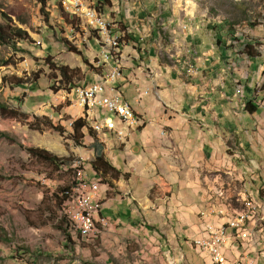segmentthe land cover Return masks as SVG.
<instances>
[{
    "label": "rangeland",
    "instance_id": "1",
    "mask_svg": "<svg viewBox=\"0 0 264 264\" xmlns=\"http://www.w3.org/2000/svg\"><path fill=\"white\" fill-rule=\"evenodd\" d=\"M134 1L135 4H132ZM85 5L83 10H95L99 15L98 9L104 12L101 16L107 23L110 21L111 35L119 37L117 52L106 54L109 59L120 53L123 43L124 36L115 30L121 31L127 26L133 29L130 35L132 38L140 34L144 36L146 32L150 34L144 36L142 42L154 43L160 60L167 59L166 45H171V51L186 48L177 41L172 43V34L167 28H163L168 16L183 17L185 23L191 22L190 17L195 18L200 41L196 36L188 34L186 44L190 51L199 50L196 51L199 56L205 57L206 50L213 51L214 57L220 56L221 51H234L245 61L242 64H248V57L243 53L245 43L253 44V53L264 55V0H85ZM173 5L178 9L175 11L177 14H173L171 10ZM60 7L62 8L60 0H48L44 11L40 9L37 0H0V22L22 29L30 37V40H16L14 46L0 44V103L7 106L5 110H0V130L8 134L7 137H0V264H210L201 259L197 250L195 252L184 244L183 239L179 243L181 251L178 252V248L172 249L168 261L160 260L159 257L150 260V257L144 258L133 253V245L129 246L132 253H126L123 249L125 241L119 250L122 253L115 251L116 246L102 245L99 240L101 232H98L96 223L98 219L93 221L94 233L90 236L82 235L74 227L82 235V241L78 233L69 230L64 234L59 228L66 223L62 216L66 215L68 207L83 195L90 194L93 182L88 185L87 170L90 168L89 162L96 155L93 147L96 139L91 131L82 127L80 141H83L84 147L77 145L70 136V122L74 118L63 111L68 106L72 111L80 110L73 106L75 95L72 89L74 86L87 85L93 80L97 70L93 62L97 59L98 48L101 50V41L107 42L106 36L103 40L101 31L94 29L98 28L96 23L84 20V16L67 15ZM118 7V12L112 9ZM143 7L146 15L139 16L141 20L135 21L139 9ZM148 27L151 30L147 31ZM70 31H74L72 36ZM93 31L97 35L98 44L91 38ZM124 39L128 41L129 37ZM88 43H93V51H90ZM68 45L74 47L75 51H80V54L68 49ZM223 64L222 59L219 66L222 67ZM60 65L69 69L71 83L59 77L53 78L58 76V70L54 68ZM14 77L25 81L37 79V85L30 82L23 86L11 85L9 81H13ZM253 83L255 88L249 98L259 91L257 97L263 100L264 74L258 86L255 81ZM236 84L239 81L232 80V85ZM55 87L61 88L55 91ZM240 89L237 85L238 95L241 93ZM67 118L73 119L69 121ZM25 119L38 125L40 130L29 127L24 122ZM48 121L61 127V130L46 126ZM107 127L114 129L116 138L122 140L121 132H116L112 125ZM128 127L126 124V128ZM21 140L48 149L62 160L48 162L29 155L20 147ZM262 153L264 155V151ZM80 159L84 167H80ZM258 170L263 172L260 178L264 177V166ZM63 188H71V195L74 193V196L68 198L60 209L58 197L63 195L60 193ZM263 190L264 188V194ZM157 192L161 191L156 187L151 189L152 194ZM97 194L98 192L93 196L96 198ZM206 200L203 205L207 203ZM94 201L91 204L92 215H95L96 210ZM249 202L251 203L250 199L245 203L249 205ZM263 206L264 200L257 209L247 210L248 206L244 204V213L248 214V218L232 224V217L227 225L231 223V227L237 230L251 217V211L255 212V218H264ZM223 226H217L205 238L219 240L223 235L229 236V232L221 231ZM232 239L231 235V241ZM227 247L228 244L223 243L220 251L223 253V249ZM243 250L248 253V261L243 264H264V253H259L258 250L254 252L251 247ZM228 263L226 257V264Z\"/></svg>",
    "mask_w": 264,
    "mask_h": 264
},
{
    "label": "crops",
    "instance_id": "2",
    "mask_svg": "<svg viewBox=\"0 0 264 264\" xmlns=\"http://www.w3.org/2000/svg\"><path fill=\"white\" fill-rule=\"evenodd\" d=\"M171 10L177 14L174 5ZM145 15L144 7L140 8L135 21ZM166 20L163 28L172 34V43L186 47L171 51V45H166V60L159 59L154 43L142 42L144 36L150 35L148 32L132 38L127 27L115 30L124 38L134 39L125 40L113 59L119 57L124 64V79L119 82L124 97L146 123L137 129V123L132 122L126 128L131 132L124 143L116 138L114 129L107 127L111 137L105 144L99 140L95 144L114 170L95 176L89 168L87 183L95 177L101 180L93 215L98 217L101 208L96 223L102 245L116 246L115 251L122 253L119 250L125 241L126 253H132L129 246L133 245V253L168 261L172 249L181 251L180 239L204 256L187 238L199 230L206 237L217 226L231 221L233 215L219 211V204L232 209L245 204L249 210L257 209L264 200V177L260 178L263 172L258 170L264 166V99L257 97L259 91L249 98L255 88L253 81L258 86L263 80L264 55L248 58V64H242L245 61L234 51H221L220 56L214 57L213 51L206 50L205 57L199 56V50L190 51L186 44L188 34L200 41L195 18L190 17V23L178 16H168ZM189 63L197 67L196 74L187 71ZM232 80L239 84L232 85ZM237 85L241 87L239 95ZM138 88L145 89L146 94L140 95L139 102ZM249 101L257 109L252 114L245 110ZM64 109L65 114L85 122L79 109ZM95 129H102V122H95ZM154 187L161 192L152 194ZM205 199L217 204L210 206V213L217 214L211 224L205 223L203 230L204 220L197 216L205 213ZM249 199L250 206L245 203ZM251 213L242 227H231L235 231L231 242L241 238L234 248L237 264L247 260V253L242 251L246 247L264 253V224L259 222L261 217L255 218V212ZM223 253L229 261V247Z\"/></svg>",
    "mask_w": 264,
    "mask_h": 264
},
{
    "label": "built area",
    "instance_id": "3",
    "mask_svg": "<svg viewBox=\"0 0 264 264\" xmlns=\"http://www.w3.org/2000/svg\"><path fill=\"white\" fill-rule=\"evenodd\" d=\"M118 8L112 9H116V11L118 12ZM61 9L67 15L68 12H76L84 15V20L86 21H91L92 23H100L101 35H105L107 38L108 36H111L112 31H110V21L108 23H101V13L100 20H93L91 17V13L81 12L80 0H68V8ZM127 29L128 35H130L133 32V29H130V27L128 26ZM73 33L74 31H70V36H72ZM88 45L90 46V51H93V43H88ZM96 58V61L93 62V66L97 69H101L100 73H95L93 80L87 85L74 86V88L72 89V93L75 95L73 106L75 105L77 106V108H80V115H85L83 128L91 131V135H94L95 139L97 138L96 140H99L100 144H105L107 139L111 137V133H107V125L116 126V132L122 133V142L120 143H124V138L131 132L126 131V124L128 122H136L138 129L145 125L146 119L142 114L137 113L133 110L130 101L124 97L123 92L119 86V82L124 79L122 75V68L124 67V64L123 62H119V57L117 59H109L107 55H102L100 49L98 48V56ZM187 71L191 74H196L197 67H195L192 63H189L187 65ZM137 91V101L139 102L140 95L142 93L145 94V89L140 91V89L138 88ZM77 119L78 117L74 118V120L71 122V128H73L74 122ZM95 122H102V129H95ZM80 167H84L81 159ZM92 173L95 176L98 175L94 171H92ZM91 179L93 181V190L89 195L82 196L87 197V201L91 200L93 195L96 192L100 191L101 180L97 177ZM206 201L207 203L205 213L199 214V216H197L199 220H204L203 230H205V223H210L217 214L210 213V206L217 204L214 203V201ZM262 208H264V206ZM100 211L101 208H99V216L97 218H91L89 220H82L81 211H74V218H77V220L79 221L80 229L87 230L88 236L94 233V229L92 228V220L100 219ZM219 211H227V214L233 215V221H238L240 220L241 215L244 214V205H242L239 209H232L228 205L219 204ZM259 222H264V218L260 219ZM221 231L229 232V240H216L202 237V230H199L196 235H193L191 236V238L187 239H189V242L201 245V247L204 249V256H202V258L204 260H208L210 264H218V244H228V264H230L231 262L237 261L238 255H234V248L239 245L241 238H239V242H231V235H235V231L231 230V223L229 225H224ZM245 237H247V230L245 231ZM246 261H248V259Z\"/></svg>",
    "mask_w": 264,
    "mask_h": 264
},
{
    "label": "trees",
    "instance_id": "4",
    "mask_svg": "<svg viewBox=\"0 0 264 264\" xmlns=\"http://www.w3.org/2000/svg\"><path fill=\"white\" fill-rule=\"evenodd\" d=\"M37 1L40 4V9L42 11H44V8L46 6V2L48 0H37ZM97 9H98V7H97ZM98 11L100 13H104V12H101L99 9H98ZM3 17L7 18V16L5 14H3ZM91 38H92V40L97 39V35L94 31H93V37H91ZM129 39H131V37H129ZM16 40H30V37L27 35L26 31H24L18 27H11V26L9 27L8 24H3L0 22V44H7V45L14 46ZM131 40H134V39H131ZM218 42H220V41L218 40ZM252 47H253V44H251V43H245L244 44L245 49H244L243 53H245L249 59H255L260 55L259 53H253ZM68 49L75 51L74 47H72L71 45H68ZM75 52L80 54V51L76 50ZM84 62H86V61H84ZM54 69L58 70V76H56V75L53 76L54 79L59 77L62 80H64V81L66 80L68 83H71L72 78H71L70 73L68 72L69 69L66 66L60 65ZM95 73H100V71L97 69ZM26 82H30V84L33 83V84H35V86L37 85V79H31L30 81H28V80L25 81V79L14 77L13 81H9V83L11 85H16V86H23ZM59 88H61V87H55L54 90L57 91ZM6 108H7V106L4 103H0V110H5ZM245 110L249 114H252V113L256 112L257 109L253 105V103L249 101L245 104ZM24 122L29 127L40 130L38 125L37 126L33 125V123L31 121H29L28 119H25ZM83 125H84V121L81 118L75 120L74 126L72 128V133L70 135L71 138L75 141V143L79 146H82V147H84V145H82L83 141L82 142L80 141V139L82 138L80 132H81V128L83 127ZM32 126H34V127H32ZM46 126L51 127L55 130H61V127L53 125L50 121H48ZM7 136H8V134L5 131L0 130V137H7ZM19 144H20V147L25 152H27L29 155L37 157L38 159H42V160H45L48 162H55V161L62 160L61 158H59L56 155H54L53 153H51L48 149L33 145L32 143L21 140V141H19ZM93 147L96 151V155H95V159L93 161L89 162L90 169L92 171L96 172L98 175H101V176H105L108 173L113 172L114 167L111 165V163L108 160H106L104 158L103 154L100 153V151L97 149V145L95 144V142H94ZM75 188H77V187H75ZM70 189H67V188L61 189L60 193H62L63 195L59 196L60 193L58 195L59 196L58 197L59 198L58 203L60 204V209L63 208V204L67 201L68 198L74 196L73 195L74 193L71 195L72 191H70ZM66 215L62 216L64 218V220L66 221V223L63 224L64 226H62V224H61L59 226V228L64 232V234L67 231L69 232V230H72L73 232L78 233V235L80 236V239L82 241V235L74 228L73 223L71 221V218L68 215L66 217ZM68 227H70V228L68 229ZM67 236H69L68 238H70V235L67 234ZM0 239H1V236H0Z\"/></svg>",
    "mask_w": 264,
    "mask_h": 264
},
{
    "label": "bare ground",
    "instance_id": "5",
    "mask_svg": "<svg viewBox=\"0 0 264 264\" xmlns=\"http://www.w3.org/2000/svg\"><path fill=\"white\" fill-rule=\"evenodd\" d=\"M60 1H61L62 8H68V0H60ZM80 5H81V12L91 13V17H92L93 20H100V15L97 14L95 12V10L94 11H89L88 9H84L83 10V8L86 7L85 0H80ZM68 14L74 15V16H81V17L84 16V15H81L80 13H76V12H68ZM101 23H107V21L102 16H101ZM96 24L98 25V28H94V29H97V30H100L101 31V24L100 23H96ZM100 36H101V34H100ZM102 39L105 40V35H102ZM117 42L119 43V37L118 36H112V35L111 36H108L107 42L104 43L103 41H101V45L99 44L100 45V48H101V52L104 55H106L108 53H112V52H114V53L117 52L116 51V49H117ZM123 42L126 43L125 42V39H124ZM108 50H112V51H108ZM71 122H70V124H71ZM131 123L132 122H128L127 124L130 125ZM90 189H91V191L93 190V184L91 185ZM94 200H95V197L94 196L89 201H87V197H81L73 205H71L70 207H68V209L65 211V213L71 218V221H72L74 227L82 235H88L87 234V230L80 229V223H79V221L77 220V218H74V211L75 210L76 211H81V219L82 220H89L91 218H94L93 215L91 214V210H92L91 204L93 203ZM247 218H248V214L247 213H244L243 215H241L240 220L233 221L232 224H238L240 222L245 221ZM93 221H94V219L92 220V228H93ZM211 239H213V238H211ZM227 239H229V236H225L224 237V235H223L219 240H227ZM222 244L223 243H219L218 244V247H217V257L219 259L218 260V264H226V257L220 251V247H221ZM194 245L197 246L200 250H203L204 251V249L201 247V245H199V244H194ZM232 264H237V263L236 262H233Z\"/></svg>",
    "mask_w": 264,
    "mask_h": 264
}]
</instances>
